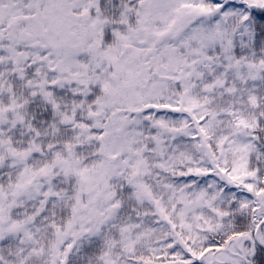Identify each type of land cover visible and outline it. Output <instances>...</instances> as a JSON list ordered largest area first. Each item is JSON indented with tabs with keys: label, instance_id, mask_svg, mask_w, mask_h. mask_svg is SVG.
<instances>
[{
	"label": "snow or ice",
	"instance_id": "6c2138e0",
	"mask_svg": "<svg viewBox=\"0 0 264 264\" xmlns=\"http://www.w3.org/2000/svg\"><path fill=\"white\" fill-rule=\"evenodd\" d=\"M0 264H264V0H0Z\"/></svg>",
	"mask_w": 264,
	"mask_h": 264
}]
</instances>
